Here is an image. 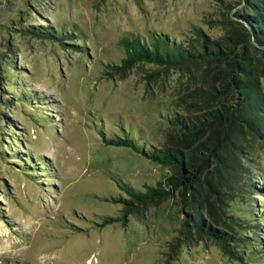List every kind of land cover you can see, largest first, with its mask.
I'll list each match as a JSON object with an SVG mask.
<instances>
[{
    "label": "rangeland",
    "instance_id": "374dc122",
    "mask_svg": "<svg viewBox=\"0 0 264 264\" xmlns=\"http://www.w3.org/2000/svg\"><path fill=\"white\" fill-rule=\"evenodd\" d=\"M238 1L0 0V264H239L218 244L184 234L179 193L129 214L125 226L101 227L123 215L112 201L125 197L117 181L168 189L174 170L106 146L99 134L115 137L123 127L151 146L177 141L165 109L186 113L179 100L212 80L215 68L138 63L111 76L108 66L121 65L130 33L229 36L235 25L226 5ZM54 30L58 40L49 37ZM261 86L264 92V79ZM24 93L41 116H29ZM244 144L254 172L214 184L229 232L249 237L229 216L248 219L264 243V147ZM24 159L32 167L23 168Z\"/></svg>",
    "mask_w": 264,
    "mask_h": 264
},
{
    "label": "trees",
    "instance_id": "16d2710c",
    "mask_svg": "<svg viewBox=\"0 0 264 264\" xmlns=\"http://www.w3.org/2000/svg\"><path fill=\"white\" fill-rule=\"evenodd\" d=\"M226 7L235 29L224 38L211 39L200 29H196L194 37L183 41L168 35L141 37L130 33L124 36L125 58L121 65L108 66L113 70L111 76L125 73L138 63L155 65L160 71H190L197 65L208 64L215 72L212 80L202 82L189 97L179 100L180 106L176 108L186 106V113L165 109L169 113L167 122L179 134L177 141L166 146H151L140 132L136 135L123 127L121 135L115 137L99 133L106 146L131 149L151 162L171 166L174 170L173 176L165 177L168 189L146 186L143 191L128 182L117 181L125 197L112 201L124 207L123 215L107 217L100 226L118 222L125 226L129 214L179 193L185 235L218 244L224 255L235 263L264 264V243L255 232L258 227L249 229L245 225L248 219L230 215L231 222L240 230H249L246 233L249 237L230 233L225 223L227 215L222 208L221 191L214 184L215 178L223 184L235 172L243 177L250 173L249 170L254 172L244 141L250 139L264 147L261 86V79H264V0H239ZM53 34L55 30L49 37L58 40ZM35 100L30 93L20 98L23 107L33 110L28 113L32 118L41 116ZM18 162L23 168L32 167L30 159ZM210 197L218 202V208L210 203Z\"/></svg>",
    "mask_w": 264,
    "mask_h": 264
}]
</instances>
